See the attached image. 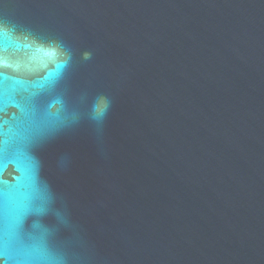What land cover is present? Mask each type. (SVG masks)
Wrapping results in <instances>:
<instances>
[{
  "label": "water",
  "instance_id": "water-1",
  "mask_svg": "<svg viewBox=\"0 0 264 264\" xmlns=\"http://www.w3.org/2000/svg\"><path fill=\"white\" fill-rule=\"evenodd\" d=\"M0 264H264V0H0Z\"/></svg>",
  "mask_w": 264,
  "mask_h": 264
},
{
  "label": "snow or ice",
  "instance_id": "snow-or-ice-1",
  "mask_svg": "<svg viewBox=\"0 0 264 264\" xmlns=\"http://www.w3.org/2000/svg\"><path fill=\"white\" fill-rule=\"evenodd\" d=\"M108 102L104 98H99L96 105V111L99 116H102L103 113L107 110ZM23 235V233H22Z\"/></svg>",
  "mask_w": 264,
  "mask_h": 264
}]
</instances>
